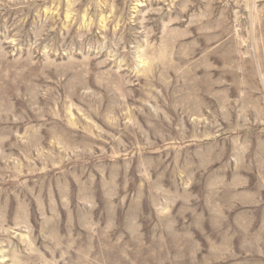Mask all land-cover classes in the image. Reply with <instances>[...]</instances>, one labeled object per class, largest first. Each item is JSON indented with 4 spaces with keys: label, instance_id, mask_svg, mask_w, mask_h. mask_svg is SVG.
Segmentation results:
<instances>
[{
    "label": "rangeland",
    "instance_id": "rangeland-1",
    "mask_svg": "<svg viewBox=\"0 0 264 264\" xmlns=\"http://www.w3.org/2000/svg\"><path fill=\"white\" fill-rule=\"evenodd\" d=\"M0 264H264V0H0Z\"/></svg>",
    "mask_w": 264,
    "mask_h": 264
}]
</instances>
